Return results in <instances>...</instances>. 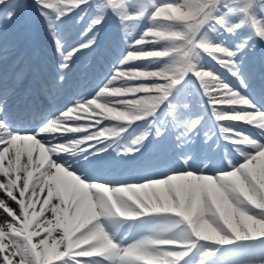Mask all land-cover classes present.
<instances>
[{
	"label": "bare ground",
	"instance_id": "obj_1",
	"mask_svg": "<svg viewBox=\"0 0 264 264\" xmlns=\"http://www.w3.org/2000/svg\"><path fill=\"white\" fill-rule=\"evenodd\" d=\"M154 39L159 41L158 38ZM142 43L147 42L144 41ZM156 47V43H149L144 46V51L154 50ZM134 54L136 58L141 57V59H147L142 52ZM142 65H144L143 61L136 64V66H140L141 68L143 67ZM134 66V64H130L129 68L125 69L120 67L118 69V74L114 76L115 79L111 77V79L108 80L106 84L107 87H104V92L108 93L110 90L114 89L133 88L131 85L135 84L140 78H143L139 77V75L131 69ZM129 76L133 78L128 79ZM155 88L157 87H153L154 90ZM223 90L219 89L218 93L226 95V90ZM146 93L147 92L141 89H138L136 92L128 91L123 94V98H137L139 101L140 97H144L142 101L144 109L145 111H151L150 99L147 97ZM216 104L215 106L218 107L217 110L222 112H235L246 107V105L242 103L233 104L227 101L224 103H219L217 101ZM225 104H228L226 107L230 108H223L222 106ZM94 107L97 113H107L111 104L105 105L104 100L100 97L98 101L94 100ZM61 114L62 113H59L55 117L61 116ZM63 114H65V118L56 132L47 134L42 133V135L49 140V143L41 141L35 135L22 137L13 134L7 139L8 147L3 149L0 154V209H2L0 210V254L8 253V255L5 256L7 264H75L72 258H67L66 256L75 258L81 255L77 249L87 246V242L85 241H81L80 243L75 242L77 234L81 232L88 223L98 219H103L104 224H108L106 219L108 216H100L97 212V205L91 197L89 186L77 176L79 175L85 180L84 177L86 174L81 171L75 175L76 173L73 174L63 168V165L57 167L52 161L50 145L60 144L65 140H80L85 136V133H89L95 126L110 129L116 127H125L129 129L128 123L125 120H100L96 113L87 109V104L75 106L73 110ZM138 125H140V121L133 122L130 128L137 127ZM4 133H6V131H4ZM92 133L93 131L88 134L90 137L88 142L97 143V138L93 137L91 135ZM168 138L170 141L173 139L170 135ZM162 146L165 147V145ZM145 150L146 146L144 147V152ZM180 152L181 150L177 149L174 151V154L179 155ZM159 153L163 152L160 151ZM166 153L170 156V153ZM202 153V155L205 154V156L214 155L215 149L205 148ZM99 156L100 159L87 168L76 163H72L71 167L86 171L95 170L97 173L105 175L104 177L109 179L110 184L105 185L113 187L123 186L122 184L127 185L126 183H141V181H139L141 177L138 175L141 164L140 161H144L146 165H156L159 160L162 161L166 159V157H141L140 160L137 158L131 160H117L114 155L99 154ZM50 164L55 168V171L52 174H44L41 176ZM220 164L225 166V171L215 169L214 172L217 173L203 175V172L213 171L214 167L219 164L201 170V168L193 162V167L190 170H197L198 173L186 174L179 182H172L171 187L165 183L155 188L154 191L149 190L140 192L149 205V207L145 209V211L149 213H139L137 216H139L141 220H139V222L132 221L128 224L125 222L124 216L113 217L112 222L114 228H111V232L108 233V235L110 234L111 238L116 235L119 237L117 247L121 245L122 240L123 248L132 246L134 244H127V242L129 238L133 236L134 232L139 228H147L149 226L148 218H145L144 214L150 217L151 212H154L156 208L162 211L172 210L174 212H181L184 207L189 208V206H193L196 203V197L202 190L208 197V203L217 205L221 203V193L223 192L222 181L230 182L232 186L242 191L251 187L250 182L252 185L255 183L264 189V152L260 153L255 159H250L246 165L242 166L246 170L248 179H245L238 170L233 169V165L236 166L235 164L232 163L229 165L224 162ZM127 166H131L135 169L136 174L130 175L121 172V170ZM169 168L179 169L181 166L166 164L163 172ZM13 170L17 183L21 189L20 193L17 191L16 184L13 182L11 176ZM121 175H123V177H121ZM85 182L87 181L85 180ZM26 188L27 191L25 195L21 196V193H23ZM244 194H246V192H244ZM133 198L136 199L140 207H143L136 197ZM157 199H159L160 202H157ZM78 217H80V219H78ZM67 219H69L70 225L65 224ZM126 224L127 226L125 227ZM193 227L195 233L201 238L217 241V237H223V235L215 232L207 219L194 222ZM25 235L30 236L28 241L25 240ZM255 235H264V233H254V236ZM75 244H78V248H73ZM46 251L49 252V256L47 260L43 262V254ZM88 254L97 253L95 250H92L89 251ZM17 256L21 257L19 261L16 259ZM78 259L81 261V264H83V261L88 258ZM62 260L64 261L60 262Z\"/></svg>",
	"mask_w": 264,
	"mask_h": 264
},
{
	"label": "clouds",
	"instance_id": "obj_2",
	"mask_svg": "<svg viewBox=\"0 0 264 264\" xmlns=\"http://www.w3.org/2000/svg\"><path fill=\"white\" fill-rule=\"evenodd\" d=\"M85 2V0H84ZM221 6L227 7L224 0H204L203 4L192 5L188 0H183V3L176 4H164L161 8L157 9L156 16L163 20L172 19V14L176 13L177 10H182L185 7L195 8V12L192 13L189 25L182 26L180 32L182 34L181 44H184L187 48L185 58L181 62H176V57L169 53V51L161 52H145V56H159L160 58H168L169 62L165 64L159 70H153L154 73H158L161 77H166L163 80H158L149 83L148 81L144 84L137 85L133 88H123L110 90L108 93L104 92V88L100 87L93 100H85L87 109H90L93 113H96L100 120H125L130 128L133 122L143 120L146 115L144 105L142 103L144 97H140L139 101L137 98L125 99L123 94L131 91L136 92L138 89L143 87H154L163 86L168 90L169 96L174 90H178V86H183V83L188 82V78L195 77L197 84L204 90L211 85L214 88H221L226 90L225 100L233 104H244L245 108L234 112L231 116H226L222 111H215V119H232V120H245L250 128V132L246 134L243 131L236 132L234 135L225 136L224 143L222 146L217 144L214 155H206L203 159L198 162V167L201 169H208L214 167L221 162L231 165L233 163L232 157L234 154L244 155V150L249 147L255 148L258 146L256 139L252 138V132L258 137L264 138V111L254 110L257 109V102L251 97L242 94L240 91L233 89L228 84L224 83L223 80L217 82V78L214 76L212 69L205 67L203 63V57L207 55L211 59L216 58V49L221 46L217 43H213L212 40L205 33L204 29L210 27L211 30H217L224 28L227 32L236 33L238 29L245 23L231 24L227 19V13L221 11ZM254 9L264 11V0H256V6ZM215 22V23H213ZM165 31H172L168 25H162L156 28H150L145 31L146 35H154L157 37L166 39ZM241 48L243 45H240ZM166 49V48H165ZM223 63V60L220 61ZM233 63V62H232ZM234 65V64H233ZM231 71V69H229ZM213 77L211 80H202L200 77ZM129 76L128 79H132ZM115 79V77H113ZM240 82V80L238 79ZM231 93V94H227ZM103 94V95H102ZM147 95V94H146ZM101 97L105 105L111 104L108 108V112L97 113L94 107V100L96 97ZM165 100V101H166ZM164 101V102H165ZM65 114L55 117L54 119L37 126V134L54 133L59 128ZM201 120V118H197ZM99 123V120H98ZM231 127V126H229ZM224 132L228 131V128L222 126ZM127 128L120 127L119 133L114 129L101 127L97 133H92V136L97 138V143H89L90 137L85 135L80 140H65L60 144L50 145V152L52 155V161L61 167V160H63V168L74 174V171L69 170L72 163L83 165L85 168L95 164L99 159V154H107L111 149L117 160H131L133 158H139L144 155L145 142L149 137L147 130L142 131L139 135L134 136L131 139L124 140L122 133L126 132ZM106 133L109 136L118 135L119 138L109 142L105 137ZM121 139L123 143H121ZM264 152V148H260L259 151L251 155V158L256 154ZM155 159V158H154ZM143 163L144 161H140ZM247 161L240 164L238 167L233 169L238 170L245 179H248L247 173L242 165H246ZM55 168L51 164L41 174H52ZM77 175V174H75ZM80 177L79 175H77ZM89 186L92 199L97 205V212L101 216L120 217L128 216L135 217L138 215L137 208L139 207L136 203V199L130 194V190L139 187V185H128L126 189L122 188H110L103 183L96 182H85ZM223 193L227 200L231 202L228 209L214 208L211 203H206L207 215L206 219L210 221L216 229L220 232H227L232 234L226 227L225 224H230V216L233 211L240 210V217L237 219L239 224V231L244 236L250 237V239L264 238V235H255L254 233H264V193H257V205L253 207L248 200H246L241 193L231 184L226 181H222ZM251 187L255 190V185ZM107 188V191L105 189ZM143 203V201H141ZM200 217H197V221ZM249 228H252L254 232H250ZM187 232V237L192 236L191 232H188V226L182 230ZM254 238H251L253 237ZM81 241L87 242V248L89 251L95 250L97 255H103L108 258L116 259L120 256V250L115 246L112 239L109 237L105 229L103 219L95 220L88 223L84 229L79 232L75 238L76 243ZM256 264H264V259L256 262Z\"/></svg>",
	"mask_w": 264,
	"mask_h": 264
},
{
	"label": "rangeland",
	"instance_id": "obj_3",
	"mask_svg": "<svg viewBox=\"0 0 264 264\" xmlns=\"http://www.w3.org/2000/svg\"><path fill=\"white\" fill-rule=\"evenodd\" d=\"M75 3L81 1V0H73ZM150 1V0H148ZM174 2V0H156L157 4H163L164 2ZM247 0H228V3L231 5V9H229V12H232L229 17V23L231 24H236L240 23L244 20L239 17L238 14V8L239 6L243 3L246 2ZM188 2L192 5H197V4H203L204 0H188ZM195 12V8H188L185 7L182 10H177L176 13L172 14V19L170 20H162L160 25L158 23H153L152 22L149 25L144 26V30H148L150 28H155V27H160L162 25H168L171 27L172 31H165V37L166 39H163L161 37H157L154 35L153 38H158L160 43H156L157 47L154 50H163L167 49L170 54L174 55L176 57V62H181L182 60V55H179L181 53V50L183 48L184 51L187 50L186 46L184 44H181L180 41L182 40V34L180 32V29L182 26H187L189 25V22L191 20L192 13ZM264 13V12H263ZM258 15L256 14V11L252 12V19L248 20V22H251V26L254 27L256 30L255 34L253 35V32L250 30L248 34H244V32L240 29L238 34L237 32L235 34L229 33L231 36H224L222 34V30L225 31L223 28H217L215 31L211 30V28H207L206 31L208 37L211 39L210 31L213 33L216 32V36H219L225 40V42H222L221 40H212L213 43L220 44V48L216 49V58L213 59L218 65L221 64H227L228 66L233 65L232 60L228 58L229 56V51H226L225 49L228 48L229 50H235L237 45L243 43V39L245 41H253L252 39H257L256 34L258 36V39L261 41H264V36L260 37L259 35L261 33H264V22L258 20ZM237 19V21H236ZM254 22V23H253ZM240 33V34H239ZM242 34V36H241ZM178 37V40L175 41V45L172 44L174 41L172 39H169L167 37ZM238 37V38H237ZM228 40V41H227ZM248 43V42H247ZM254 43V42H253ZM264 45V43L262 42ZM250 47V46H248ZM252 48V47H251ZM246 52L242 54L244 59H246L245 55H248L251 50H245ZM145 53V52H144ZM239 52L236 56V60L239 63V66L244 65V61L241 57ZM155 60V62L153 61ZM150 56L148 59H146L145 66L143 68H136L133 67V71L139 75L140 78L135 84H132V87H136L137 85L144 84L147 81H158V80H163L166 77H161L158 73H154L153 70H159L161 69L165 64L169 62L168 58H153ZM220 59L223 60V63L220 62ZM203 63L206 65L207 68L210 67L208 63L206 62V57H203ZM247 63V62H246ZM210 64V63H209ZM143 69V70H141ZM144 71V73L142 72ZM148 76V77H146ZM214 76L217 78V82L220 81L218 78V75L214 74ZM203 80H211L213 77H201ZM225 83V82H224ZM239 86H240V82ZM229 85V83H226ZM189 84L182 86L185 87V90L187 89ZM230 86V85H229ZM157 87L155 90L153 87H143L140 88L141 90L147 92V97L150 99V107L154 109V111L157 112V119H159V127L161 128H155L152 127V129L146 128L145 123L131 131L133 134L131 136H134V133H141V131L147 130L149 132V137L154 135L157 130H162L163 128H168V124L166 127L167 121H170L173 118L170 116L169 112H167V115H164L167 109L168 102H164L167 98L168 95V90H166L163 86H154ZM232 87V86H231ZM233 88V87H232ZM209 92H216L219 88H214L211 85H209L207 88ZM185 90H178L177 92H185ZM205 93V91L203 92ZM191 96V94H190ZM222 94H214V102L217 103H224L226 102L225 97L222 98ZM173 99V97H169ZM199 99V98H198ZM169 101H171L169 99ZM172 103V102H171ZM181 103H187L188 107L186 109L180 108L179 113L180 114H185L183 118H178L176 120L173 118V123L172 126L169 127L170 131L174 130V127L176 125H182L183 126V121L184 120H191V119H197L200 117H197V113L199 112L200 108L195 109L194 111H190L192 108V105H190V101L188 100L185 101V99H182ZM163 106V107H162ZM198 107V106H197ZM207 106L204 103V110H207ZM150 111H146L148 114ZM191 115V116H190ZM155 128V129H154ZM119 131V129H117ZM96 131H99V129H96ZM155 131V133H153ZM152 134V135H151ZM155 139L156 137L153 136ZM161 141L166 140L168 138H164V135L160 137ZM157 140V139H156ZM187 154V153H184ZM229 184H231L229 182ZM255 190H253L252 187L247 188L246 190H241L235 187L241 195L248 200L249 198L254 199L256 202L257 201V193H264V189H261L257 184H255ZM246 192V194H244ZM221 203H218L217 205H213L214 208H220V209H228L230 207L231 202L226 199L224 193H221ZM136 198L141 202L143 201V205L146 203L144 197L139 193ZM196 203L193 206H189V208L184 207L182 215L186 216L187 214L189 215V220H190V228H188V232H191L192 236L189 235L187 237V232L182 231L185 227L183 226V223L179 222L177 219H164L160 221H155V219L151 220L152 228L149 230H143L142 236L144 237L145 241H149L146 245V255L143 258V264H148L149 260H154L155 264H175L176 261L182 257L185 253H167L165 251H187L188 255L184 259V257L181 258L183 260L180 264H256V262L264 259V245L259 246L258 248H255L253 250H242L238 251L237 249L235 250H230V251H223L219 250L217 255L215 254L216 244L210 243L211 241L199 238L194 232L192 228V224L197 221V217H200L198 221L206 220V215H207V208H206V203H208V197L205 195V192L202 190L199 192L198 196L196 197ZM157 202H160L159 199H157ZM249 202V200H248ZM240 217V210L236 209L233 211L232 215L230 216V224H225V227L232 233H227V232H220L218 229L215 228V226L210 222V225L214 228L215 232L217 234H221L223 236H226L228 239L234 238L236 233H240L239 231V224L237 223V219ZM236 228V229H235ZM192 231H189V230ZM250 232H253L252 228H249ZM243 234V233H242ZM233 235V236H232ZM244 235V234H243ZM205 240V241H204ZM135 243H140L138 239L133 240ZM166 245V246H164ZM48 255L43 256V261L47 259Z\"/></svg>",
	"mask_w": 264,
	"mask_h": 264
},
{
	"label": "snow or ice",
	"instance_id": "obj_4",
	"mask_svg": "<svg viewBox=\"0 0 264 264\" xmlns=\"http://www.w3.org/2000/svg\"><path fill=\"white\" fill-rule=\"evenodd\" d=\"M88 3V0H85V2L82 5H86ZM176 3H183V0H174V2H168V3H163V4H157L156 0H150V4L152 7V20L153 23H157L158 21H161L158 16H156L157 9L161 8L164 4H176ZM224 3L227 5V7L221 6V11L227 13V19L229 15L232 12H229V9H231V5L228 3V0H224ZM34 5L39 11L40 5L38 0H34ZM105 7H110L108 6V0H106ZM113 9L112 7H110ZM134 6L131 3V0H122V7L119 9H113L115 10L116 14L119 16L120 21L122 24H127L128 22H135L140 20L144 14L145 11L143 9H137L133 10ZM0 9H3L4 11L2 14H0V24H3L5 22H8L12 20L15 16H17L20 12L24 10V5L21 3V0H0ZM77 8L73 9L71 12L75 11ZM254 8H250L249 12L252 13V10ZM70 12L65 13L63 16L60 18L64 17L66 14ZM82 18V17H81ZM103 20V15H96L94 16L88 23L86 29L84 32L81 33V37L79 42L71 47L65 50L64 43L61 42V40L57 37V51L58 54L62 57L60 68L62 73L66 71L67 69L70 68L72 60L79 55L81 52L84 50H92L93 47L97 43V37L99 35V32L97 30L98 26L102 23ZM215 23V22H213ZM219 28V26H216ZM224 29V28H223ZM227 32V31H226ZM231 34H235L234 32H229ZM129 33L127 32V29H125V40L128 39ZM260 37L264 36V33H261L259 35ZM3 39V34L0 33V41ZM146 41L147 43H142ZM161 41L155 40L153 36L151 35H146L145 32L142 34L141 38L137 41H133L129 43V48L134 49L135 52L129 51L128 55L125 56L123 59L119 61V65L122 69L129 68L130 62L131 61H137L138 59L133 56V53H140V52H161V51H167V49L163 50H150V51H144V46L146 44L152 43H160ZM240 45H243L241 48ZM240 45H237L235 50H229V56L234 64V69L230 72L231 76L234 77L235 79L240 80V85L241 86H246L247 81L242 79V73L240 71V66L239 63L236 60V56L239 52L243 51L246 47H248L247 41L244 43H241ZM8 51L7 46L2 45L0 43V69H2V63L5 58V55ZM105 55L106 56H111L112 52L110 49H105ZM153 58H160L159 56H152ZM123 61V63H122ZM155 62V60L153 59ZM206 67V65H204ZM29 68L27 65H24L22 67H18L16 73H15V78H14V84L15 85H20L22 84L27 75H28ZM215 71V69H213ZM228 71V70H227ZM229 72V71H228ZM65 82V75L61 74L59 75L55 80H50L48 84L44 87L43 92L45 95H50L51 93L55 92L59 94L63 90V84ZM149 83L154 82V81H148ZM195 83V80L193 81ZM197 89L200 88L199 84L196 85ZM10 91V90H9ZM9 91H6L3 86V80L0 78V125H2V128H0V141H4V143H0V150L6 149L8 147L7 144V139L12 136L14 133L19 134V133H31L35 136H37L38 139L45 143H49V140L42 134H37V127H32L31 125L25 124V118L28 114L27 109H12L7 106V96L9 94ZM87 98L84 97L82 101H78V103H82ZM168 102V112L169 114L172 115L176 120H178L179 117V109L184 108L186 109L188 107L187 103H181L180 105H176L171 103L169 101V98L165 101ZM67 109V106L64 107L63 109H60L59 111H65ZM254 110H259V111H264V107H258L257 109ZM47 123V120L43 121L40 126L42 127L43 124ZM201 125V120L197 119H191V120H184L183 121V135L182 136H177L176 140L178 141L177 147L183 148L185 145H189L194 143L193 137L195 136L196 132L199 129V126ZM4 130H6V133H4ZM166 129L162 130H157L154 136L156 138H160L164 135ZM89 133H85V135H88ZM260 148H264V140H262L257 147L251 148V150L246 149L244 150L246 155L245 159L246 161L251 159V154L250 151L257 152L260 150ZM192 154L187 153V154H181L177 156V161L181 164V168L176 169V168H169L168 170L164 171L161 174L160 178H149L145 180L144 182L141 183H134L131 185H139V187H135L130 190V194L133 197H136L140 192L142 191H149L152 190L154 191L155 188L160 187L162 184L167 183L169 187H171L172 182H179L182 177H184L186 174L193 173L196 174L195 171L190 170L192 169ZM67 166V165H65ZM233 168L235 166L233 165ZM81 180L82 178L79 177ZM171 178V179H170ZM158 182V183H154ZM127 185L123 186H109L110 188H122L126 189ZM107 191V188L105 189ZM149 205L144 204L143 207H138L137 211L138 213H149L146 212L145 209H147ZM2 210V209H0ZM156 212H159L160 210L158 208L155 209ZM233 236V235H232ZM235 240H246L250 239L249 237L244 236L242 233H236L235 236H233ZM232 241L225 236L223 237H217V243L220 245H225L229 244ZM150 243L149 241H143L139 244L132 245L126 248H119L120 250V256L119 259H112L108 258L103 255H98V256H91L88 254L89 250L86 247L77 249L78 252L81 253V255L73 258L70 256H66L67 258H72L75 261V264H81V261L78 258H85V257H105L107 259L113 260L118 262V264H143V258L147 254L146 253V245ZM117 247V245L115 244ZM166 246V245H164ZM167 253H185L182 255V257H185L188 255L187 251H165ZM8 253L0 254V264H7L5 260V256H7ZM65 257V258H66ZM181 257V258H182ZM181 258H179L176 261V264H179ZM17 261L21 259L20 256L16 257ZM64 260L60 261L63 262ZM83 264H102L101 260H85L83 261ZM148 264H155L154 260H149Z\"/></svg>",
	"mask_w": 264,
	"mask_h": 264
}]
</instances>
